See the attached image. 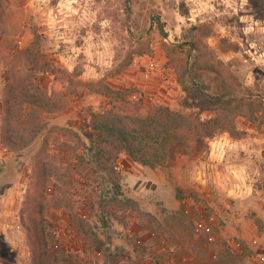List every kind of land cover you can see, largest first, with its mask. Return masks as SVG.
<instances>
[{
	"label": "rangeland",
	"instance_id": "1",
	"mask_svg": "<svg viewBox=\"0 0 264 264\" xmlns=\"http://www.w3.org/2000/svg\"><path fill=\"white\" fill-rule=\"evenodd\" d=\"M30 65L65 107L15 150L4 86ZM157 106L193 120L161 167L121 154L114 187L79 161L90 114ZM0 264H264V0H2Z\"/></svg>",
	"mask_w": 264,
	"mask_h": 264
},
{
	"label": "trees",
	"instance_id": "2",
	"mask_svg": "<svg viewBox=\"0 0 264 264\" xmlns=\"http://www.w3.org/2000/svg\"><path fill=\"white\" fill-rule=\"evenodd\" d=\"M36 67L30 65L14 74L10 70L11 78L4 86L2 105L5 142L15 150L27 147L40 132V123L37 121L40 112L58 111L65 107L62 102H55L53 92L49 93L42 87ZM104 90L114 98L121 95L106 86ZM191 124V118L162 106L152 108L144 117L123 115L113 109L100 110L89 116L87 128L93 134L88 139L86 154L79 155L78 159L83 161L87 155L86 164L92 169L90 173H103L109 183L117 187L116 167L121 154L143 166L161 167L172 145L180 140L181 132ZM85 175L89 179V172ZM100 199L101 206L105 205L103 197ZM39 217L40 224L35 227V231L42 236V243L46 245L45 220L40 212ZM74 219L75 216H71L72 222ZM74 226L84 237L94 235L86 223L78 222ZM39 258L42 259L41 256Z\"/></svg>",
	"mask_w": 264,
	"mask_h": 264
}]
</instances>
